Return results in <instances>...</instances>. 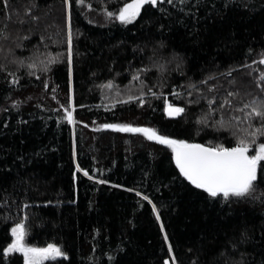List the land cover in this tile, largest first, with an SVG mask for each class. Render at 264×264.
Segmentation results:
<instances>
[{
	"label": "trees",
	"instance_id": "trees-1",
	"mask_svg": "<svg viewBox=\"0 0 264 264\" xmlns=\"http://www.w3.org/2000/svg\"><path fill=\"white\" fill-rule=\"evenodd\" d=\"M123 2L72 0L69 61L67 0H0V32L11 34L0 38V264H24L20 252L3 251L21 220L28 243H58L69 254L44 264H231L240 253L244 264H261L264 184L223 202L179 174L169 146L100 125L154 127L210 146L247 136L241 109L264 96V0L227 9L199 0L198 16L164 0L132 24L107 15ZM169 100L185 111L168 116ZM244 233L247 243L232 248Z\"/></svg>",
	"mask_w": 264,
	"mask_h": 264
},
{
	"label": "snow or ice",
	"instance_id": "snow-or-ice-1",
	"mask_svg": "<svg viewBox=\"0 0 264 264\" xmlns=\"http://www.w3.org/2000/svg\"><path fill=\"white\" fill-rule=\"evenodd\" d=\"M5 5L9 4V0H3ZM81 4L84 0H79ZM164 0H126L122 3V6L116 11H108L107 15L110 18L118 19L124 24H132L136 22L138 18H142V10L147 14L145 6H159ZM168 4H172L173 0H167ZM180 6L190 16H198L199 7L197 4L199 0H179ZM68 6V24H67V43H68V59H72V24H71V8L72 0H67ZM231 6H242L247 8V4L240 5L236 0H223L222 7L227 9ZM39 7V5H36ZM88 7H92L91 4ZM29 12L32 8L28 9ZM38 19V17H36ZM159 27L163 28L164 25ZM0 38L8 40L11 38V34L7 27L3 28V32H0ZM22 46V45H21ZM160 47H163V42H160ZM2 50V49H0ZM251 51V49L249 50ZM261 63H264V54L260 55ZM252 63H255L253 61ZM33 68L37 65L32 64ZM238 67H244V65H238ZM258 79L264 81V71L259 74ZM13 83H17L15 76H13ZM215 87V85H213ZM260 87L264 89V83L260 84ZM144 93H141L143 96ZM155 95V93H153ZM191 95V93H189ZM230 96L233 94H229ZM129 100L137 99V97L129 96ZM254 103H245L241 109H248L246 115L248 117V127L250 131L247 136L241 137L233 146H226L224 143H218L210 146L205 143H200L191 139H177L173 135L162 134L154 127H147L132 123H105L100 125L105 129H118L123 132L143 133L148 139L153 141H159L160 143L169 146L174 154V163L179 170V174L186 178L191 185L196 186L198 189L205 190L213 198H221L223 202H228L233 197L235 198H247L255 191L258 184H264V165L261 164L264 161V142H259L256 138L264 136V96H257L254 98ZM140 103H144L141 99ZM18 103V102H14ZM225 104H232V101L228 98H224ZM75 103H71V108L74 110ZM67 112V119L76 123V118L72 110L68 107L64 108ZM168 116H178L185 111V108L180 104H173L172 101H167V107L165 108ZM259 118V126L253 124V118ZM237 120L241 117L237 116ZM256 145L254 153L250 154V149ZM76 168L83 172L86 176L89 175L86 168H81L79 162L76 164ZM91 179L96 180L97 176L92 175ZM109 181H101V183H108ZM124 187V185H119ZM135 191V189H132ZM139 195L146 201H150L151 197L146 196L144 192H140ZM27 207V204L24 205ZM152 209L155 211L156 217L160 220L161 228L164 227V221L161 218V209L155 202L151 203ZM26 219V217H25ZM28 226L25 220H21L19 223L14 224L11 228V233L14 239L9 243L3 251L5 253H14L19 251L23 253L24 264H44L48 259H57L59 257H68V252L63 250L62 246L58 243H47L45 246H36L35 244L27 243L26 236L28 235ZM164 238L168 241V249L173 248L172 241L169 239L167 230L163 233ZM241 243H247V233L241 236L240 241L235 244H231L232 248L239 249ZM241 259L233 260L231 264H244V254H239ZM175 252H172L171 260L175 261ZM165 264H170V261L166 260ZM264 264V261H261Z\"/></svg>",
	"mask_w": 264,
	"mask_h": 264
},
{
	"label": "rangeland",
	"instance_id": "rangeland-1",
	"mask_svg": "<svg viewBox=\"0 0 264 264\" xmlns=\"http://www.w3.org/2000/svg\"><path fill=\"white\" fill-rule=\"evenodd\" d=\"M41 62H44V60L43 61H41ZM36 63V62H35ZM32 64H34V63H30V64H28V68L29 69H32L33 67H32ZM40 64H42V63H39V65ZM37 66H39L38 64H36ZM35 69V68H34ZM13 239H14V237H13ZM26 242L28 243V241H27V239H26ZM36 246H39V245H36ZM19 252V251H18ZM22 255H23V253H21Z\"/></svg>",
	"mask_w": 264,
	"mask_h": 264
},
{
	"label": "water",
	"instance_id": "water-1",
	"mask_svg": "<svg viewBox=\"0 0 264 264\" xmlns=\"http://www.w3.org/2000/svg\"><path fill=\"white\" fill-rule=\"evenodd\" d=\"M201 143V142H200Z\"/></svg>",
	"mask_w": 264,
	"mask_h": 264
}]
</instances>
